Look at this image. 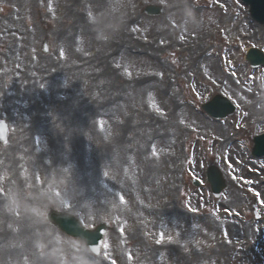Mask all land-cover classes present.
<instances>
[{"label":"rangeland","instance_id":"1","mask_svg":"<svg viewBox=\"0 0 264 264\" xmlns=\"http://www.w3.org/2000/svg\"><path fill=\"white\" fill-rule=\"evenodd\" d=\"M149 3L165 13L144 15ZM21 9L34 44L45 34L49 43L43 61L24 65L53 70L35 76L22 63L0 74L11 129L0 145V264H264V243L252 242L262 228L249 223L256 188L244 187L264 172L246 154V121L264 116V67L244 61L247 48L264 51V28L244 4L24 0ZM216 93L236 105L221 122L200 110ZM215 158L232 182L219 199L202 177ZM49 208L90 228L108 221L101 254L52 228Z\"/></svg>","mask_w":264,"mask_h":264},{"label":"water","instance_id":"2","mask_svg":"<svg viewBox=\"0 0 264 264\" xmlns=\"http://www.w3.org/2000/svg\"><path fill=\"white\" fill-rule=\"evenodd\" d=\"M150 11L153 12L154 10L151 9ZM262 11H264V6L262 7ZM257 57L258 58L255 60L256 63H259V60L261 59L264 62V57H262L260 54H258ZM49 219L53 224L58 226L65 233L74 236L75 238L81 239L90 248V250H92L95 254H98L103 235L107 231L106 224H101V226L98 227L97 230H88L70 214L60 213L56 211L49 214ZM93 249H95V251Z\"/></svg>","mask_w":264,"mask_h":264},{"label":"bare ground","instance_id":"3","mask_svg":"<svg viewBox=\"0 0 264 264\" xmlns=\"http://www.w3.org/2000/svg\"><path fill=\"white\" fill-rule=\"evenodd\" d=\"M11 43H12V41L9 44H7L8 46H5V47H3V45H0V54L6 56L8 54H11V52L13 50H17V49L23 48V46H24L23 43H17L16 45L14 43L13 46H12ZM186 50L187 49L178 50L177 56H178V59H183L184 60V62L181 63L182 64V70H186L187 69L188 71H190V68L192 67V64H191V60H189L186 57V55H185ZM188 61H189V64H188ZM196 73L198 74V72H196ZM234 150H235V152L233 151L231 154H233L235 156H238L240 150H238L236 148H234ZM237 159H238V157H237ZM262 193H263V196L261 198V201L264 203V189H263Z\"/></svg>","mask_w":264,"mask_h":264},{"label":"snow or ice","instance_id":"4","mask_svg":"<svg viewBox=\"0 0 264 264\" xmlns=\"http://www.w3.org/2000/svg\"><path fill=\"white\" fill-rule=\"evenodd\" d=\"M121 201L123 202V196L120 197ZM161 238H163V236H161ZM171 239V238H170ZM159 243V241H157ZM95 251V249H93Z\"/></svg>","mask_w":264,"mask_h":264}]
</instances>
